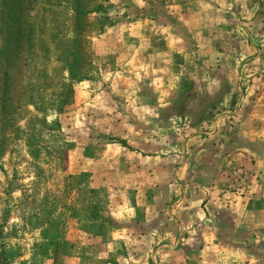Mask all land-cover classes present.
<instances>
[{"label":"rangeland","instance_id":"rangeland-1","mask_svg":"<svg viewBox=\"0 0 264 264\" xmlns=\"http://www.w3.org/2000/svg\"><path fill=\"white\" fill-rule=\"evenodd\" d=\"M69 1L28 7L70 36ZM92 1L65 104L56 31L10 72L0 264H264V0Z\"/></svg>","mask_w":264,"mask_h":264},{"label":"trees","instance_id":"trees-1","mask_svg":"<svg viewBox=\"0 0 264 264\" xmlns=\"http://www.w3.org/2000/svg\"><path fill=\"white\" fill-rule=\"evenodd\" d=\"M94 4L95 7L90 9L89 5ZM32 0H0V110L7 108L9 95L12 91L13 75L10 73L15 68L17 60V79L22 75L25 68L32 66L36 67L48 55L49 45L45 43L44 37L55 32V28L48 29L42 20L36 22V16H31L29 7ZM70 16L67 21H70L72 32L69 34H59L56 31L51 37L57 41L67 52V67L68 78L63 80L68 83H62V100L61 104H65V95H68L73 81H81L85 78L87 68L90 66L91 51L86 47L87 37L92 34L90 30L93 24L87 22V15L95 12L100 13L101 5H96L91 0H70ZM59 7V4L56 5ZM35 6L30 7L34 9ZM36 12V11H35ZM53 12V11H49ZM107 20L106 17L102 21ZM95 30L103 31L104 23L97 24ZM99 34V33H98ZM39 86H37L38 88ZM36 84L28 82L26 85L19 86L17 89L22 91L26 103H33L34 99L31 93L35 90ZM22 102L17 97V103ZM59 106H61L59 104Z\"/></svg>","mask_w":264,"mask_h":264}]
</instances>
